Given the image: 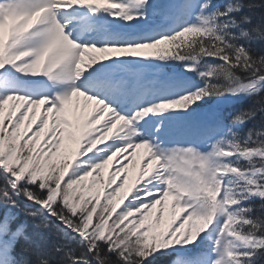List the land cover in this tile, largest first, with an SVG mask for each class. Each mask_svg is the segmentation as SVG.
I'll list each match as a JSON object with an SVG mask.
<instances>
[{
    "label": "snow or ice",
    "instance_id": "1",
    "mask_svg": "<svg viewBox=\"0 0 264 264\" xmlns=\"http://www.w3.org/2000/svg\"><path fill=\"white\" fill-rule=\"evenodd\" d=\"M0 264H264V0H0Z\"/></svg>",
    "mask_w": 264,
    "mask_h": 264
},
{
    "label": "rangeland",
    "instance_id": "2",
    "mask_svg": "<svg viewBox=\"0 0 264 264\" xmlns=\"http://www.w3.org/2000/svg\"><path fill=\"white\" fill-rule=\"evenodd\" d=\"M138 151H142V150H138Z\"/></svg>",
    "mask_w": 264,
    "mask_h": 264
}]
</instances>
